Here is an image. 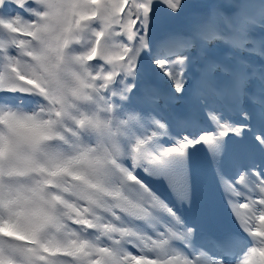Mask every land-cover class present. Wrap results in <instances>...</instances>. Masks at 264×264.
<instances>
[{
	"label": "snow or ice",
	"instance_id": "snow-or-ice-1",
	"mask_svg": "<svg viewBox=\"0 0 264 264\" xmlns=\"http://www.w3.org/2000/svg\"><path fill=\"white\" fill-rule=\"evenodd\" d=\"M251 7L0 0V264H264V7L259 26ZM197 145L218 176L239 174L188 221L145 181L171 180ZM157 210L175 225L155 236L118 223Z\"/></svg>",
	"mask_w": 264,
	"mask_h": 264
}]
</instances>
